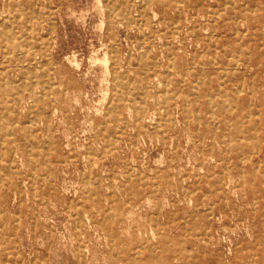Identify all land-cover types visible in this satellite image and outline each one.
Masks as SVG:
<instances>
[{
	"label": "rangeland",
	"instance_id": "rangeland-1",
	"mask_svg": "<svg viewBox=\"0 0 264 264\" xmlns=\"http://www.w3.org/2000/svg\"><path fill=\"white\" fill-rule=\"evenodd\" d=\"M96 1L0 0L8 45L35 51L21 67L0 41V80L14 86L0 90V264H264V0H178L180 13L151 2L142 14L131 0L113 28L120 0ZM37 77L49 86L23 89ZM116 80L134 95L107 145Z\"/></svg>",
	"mask_w": 264,
	"mask_h": 264
},
{
	"label": "bare ground",
	"instance_id": "bare-ground-1",
	"mask_svg": "<svg viewBox=\"0 0 264 264\" xmlns=\"http://www.w3.org/2000/svg\"><path fill=\"white\" fill-rule=\"evenodd\" d=\"M98 1V0H97ZM96 1V2H97ZM100 1V0H99ZM102 1V0H101ZM130 1L131 0H120V2L118 3V4H116V3H114V4H112V5H110V7H109V16L108 17H110V26L113 28V26H115V23L117 22V16L120 14V15H122L123 17H128L129 16V14H130ZM25 2V1H24ZM151 2H156V3H158V5L162 8V9H168L169 7H172V6H174V8H176V10L177 11H179V13L181 12V8H182V5H181V3H179L178 2V0H142V3L140 4L141 6H140V8H141V14H142V12H144L145 11V9H146V5L147 4H149V3H151ZM230 2V1H229ZM231 2H232V0H231ZM110 3V2H109ZM108 3V4H109ZM130 3V4H129ZM225 3V2H224ZM247 3V2H246ZM17 4V3H16ZM21 4H23V3H21ZM97 3H95V5H96ZM100 3L98 2V4L96 5V7L99 5ZM107 4V3H106ZM226 4V3H225ZM237 4V3H236ZM8 5V4H7ZM94 5V4H93ZM101 6V5H100ZM233 6L234 5H232V8H233ZM24 7V6H23ZM94 7V6H93ZM92 7V8H93ZM103 7V6H102ZM18 8L20 9V7L18 6ZM99 7H97L96 9H98ZM101 8V7H100ZM4 9V8H3ZM13 9V8H12ZM38 9V8H37ZM94 9V8H93ZM235 8H233V10H234ZM238 9V8H237ZM82 10V9H81ZM80 10V11H81ZM99 10V9H98ZM102 10H104V7L102 8ZM101 10V11H102ZM26 11V10H25ZM76 11V10H75ZM75 11H73V12H75ZM89 9H88V11H87V13H89ZM100 11V10H99ZM98 11V12H99ZM251 11V10H250ZM13 12V11H12ZM82 12V11H81ZM85 11H83V13H84ZM97 12V11H96ZM105 12V11H104ZM210 12V11H209ZM83 13H81L82 15H83ZM102 13V12H101ZM219 13V12H218ZM10 14V13H9ZM21 14V13H20ZM72 14H75V13H72ZM71 14V15H72ZM156 14V13H155ZM220 14V13H219ZM80 15V14H79ZM99 15H102V14H99ZM7 16H8V14H7ZM78 16V15H77ZM76 16V17H77ZM144 18H145V16L144 15H142ZM228 16V15H227ZM83 17V16H82ZM86 17V16H85ZM103 17V16H102ZM156 17V16H155ZM235 17V16H234ZM78 18V17H77ZM142 18V17H141ZM143 18V19H144ZM62 19V18H61ZM82 19H86V18H82ZM101 19V18H100ZM105 19V18H104ZM188 19V18H187ZM246 19V18H245ZM43 20V19H42ZM77 21V20H76ZM101 21H102V19H101ZM104 21V20H103ZM133 21V20H132ZM141 21V20H140ZM63 22V21H62ZM160 22V21H159ZM176 22V21H175ZM3 24V25H5V24H9V23H11V20H10V16H8V17H1L0 16V24ZM100 23V22H99ZM98 23V24H99ZM147 22H140L139 23V27H140V29L143 31V36H145L146 35V32H145V27H143V25L142 24H145V25H147V27H150V22L148 21V24H146ZM2 25V26H3ZM100 25V24H99ZM199 25V24H198ZM122 26H124V24L122 23ZM175 26V25H174ZM178 26V25H177ZM3 28V27H2ZM99 28V27H98ZM102 28V27H101ZM134 29V28H133ZM172 30V29H171ZM214 30V29H213ZM99 31H100V29H99ZM101 31H103V29L101 30ZM128 31V30H127ZM173 31H176V30H173ZM246 31V30H245ZM244 31V32H245ZM145 32V33H144ZM151 32V31H150ZM99 34H101V33H99ZM176 34H178V33H176ZM153 35V34H152ZM29 36V35H28ZM103 36V35H102ZM12 37H14L13 36V32H10L9 30H6V29H0V41H2V43L5 45V46H7L10 50H9V53H11V55H10V57L11 58H15L14 60H16L20 65H21V67H25L26 66V63L27 62H29L30 60H32L33 61V59L35 58V51L33 50V49H31L32 48V46L30 45V44H32V43H28V44H26L27 45V47L25 46V45H22V44H20V42L19 43H15V42H13L10 46L8 45V42L9 41H11V38ZM212 37V36H211ZM215 37V36H214ZM20 38V37H19ZM148 38V37H147ZM189 38H191L190 36H189ZM241 38V37H240ZM102 39V38H101ZM215 39V38H214ZM100 40V39H99ZM191 40V39H190ZM101 41V40H100ZM108 41V40H107ZM154 41H155V37H154ZM216 41V40H215ZM27 42H29L28 40H27ZM52 42V41H51ZM179 42V41H178ZM181 42V41H180ZM42 43H43V41H42ZM48 43H49V41H48ZM102 43V42H101ZM192 43V42H191ZM10 44V43H9ZM35 44V43H34ZM100 44V43H99ZM45 45V44H44ZM50 45V44H49ZM105 45V44H104ZM103 45V46H104ZM142 45V44H141ZM191 45V44H190ZM227 46V45H226ZM50 47V46H49ZM209 47V46H208ZM35 48V47H34ZM100 48V47H99ZM96 49V48H95ZM140 49V48H139ZM97 50V49H96ZM115 50V49H114ZM171 50V49H170ZM170 50L168 51V55H169V59H171V54H173L172 52H170ZM150 49H149V47L148 46H146V45H143V49H142V56H143V58H144V60H146L148 57H151L152 56V54L150 53ZM93 52H94V49H93ZM105 52H106V50H105ZM104 52V53H105ZM127 52V51H126ZM216 52V51H215ZM92 53V52H91ZM74 53H72V55H73ZM77 53H75V55H76ZM92 55V54H91ZM238 55V54H237ZM249 55V54H248ZM37 56V55H36ZM104 56V55H103ZM102 56V57H103ZM106 56L108 57V55H105V60L107 59V61H108V58H106ZM209 56V55H208ZM72 57V56H71ZM94 56H92V58H93ZM99 57H101V56H99ZM215 57V56H214ZM214 57H213V59H214ZM74 58V57H73ZM90 58V57H89ZM92 58H90V59H92ZM95 59H98L97 57H94ZM71 59V58H70ZM74 59H76V57L74 58ZM102 59V58H101ZM72 60V59H71ZM99 60V59H98ZM238 60V59H237ZM242 60V59H241ZM49 61H51V60H49ZM69 61V60H68ZM76 61V60H75ZM92 61V60H91ZM90 61V62H91ZM100 61V60H99ZM171 61H173V60H171ZM70 62H73V60L72 61H70ZM80 62H81V60H80ZM79 62V63H80ZM98 62V61H97ZM105 62V61H104ZM108 62H110V59H109V61ZM237 62V61H236ZM36 63V62H35ZM75 63H77V62H75ZM102 63H103V61H102ZM203 63V62H202ZM73 64V63H72ZM92 64H94V61L92 62ZM91 64V65H92ZM104 64H106V63H104ZM135 64V63H134ZM81 65V64H80ZM101 65V68L103 67L102 66V64H100ZM108 65V64H107ZM107 65H104L105 66V68H106V66ZM78 66V65H77ZM227 66V65H226ZM235 66V65H234ZM245 66V65H244ZM50 67V66H49ZM93 67V66H92ZM108 67V66H107ZM133 67V66H132ZM163 67V66H162ZM193 67V66H192ZM94 68V67H93ZM104 68V69H105ZM172 68V67H171ZM221 68V67H220ZM225 68H227V67H225ZM235 67H233V69H234ZM14 69H15V67H14ZM91 69V68H90ZM104 69H102V70H104ZM108 69V68H107ZM186 69V68H185ZM221 69H224V68H221ZM26 70V69H25ZM88 70V69H87ZM101 70V71H102ZM106 70V69H105ZM1 72H2V70H1ZM88 72V71H87ZM90 73H91V71H89ZM7 73V72H6ZM16 73V72H15ZM14 73V74H15ZM24 73V72H23ZM32 73L34 74V72L32 71ZM85 73H86V71H85ZM105 73H106V71H105ZM109 74H110V71L108 72ZM171 73V72H170ZM199 73V72H198ZM30 74V73H29ZM40 74H42V73H40ZM39 74V75H40ZM79 74V73H78ZM104 74V73H103ZM108 74V75H109ZM156 74V73H155ZM211 74V73H210ZM2 76H1V78L3 77V74H1ZM16 75V74H15ZM14 75V76H15ZM31 75V77L33 76L32 74H30ZM46 75V74H45ZM169 75V74H168ZM203 75H205V74H203ZM7 76V75H6ZM5 76V77H6ZM37 76V75H36ZM86 76V75H85ZM104 76H106L105 74H104ZM122 76V75H121ZM206 76V75H205ZM12 77V76H11ZM25 77V76H24ZM29 77V76H28ZM101 77V76H100ZM184 77V76H183ZM244 77V76H243ZM16 78V77H15ZM103 79L105 78V77H102ZM106 78H107V76H106ZM223 78V77H222ZM17 79V78H16ZM56 79H57V77H56ZM229 79V78H228ZM5 80V79H4ZM52 80H53V78H52ZM225 80V79H224ZM23 80H21V82H22ZM50 81V78H46V77H37L36 78V80H34V82L36 83V85L37 86H34L33 84H27V85H25L24 86V88L23 89H28L29 91H30V93L31 94H34V93H36V92H38V87H43V88H47L48 86H47V82H48V84L50 83L49 82ZM54 81V80H53ZM92 81V80H91ZM102 81V80H101ZM105 81H107V79H105ZM14 82V81H13ZM33 82V83H34ZM42 82V83H41ZM52 82V81H51ZM92 82H94V81H92ZM109 82V81H108ZM159 82H160V80H159ZM218 82H219V80H218ZM222 82V81H221ZM24 83H26V82H24ZM103 83V82H102ZM100 84V85H103V84ZM161 83H162V81H161ZM242 84H243V82H242ZM241 84V85H242ZM108 86H109V84H107ZM159 85H161L160 83H159ZM238 85V84H237ZM240 85V86H241ZM107 86V87H108ZM167 86V85H166ZM182 86V85H181ZM198 86V85H197ZM4 87V88H3ZM11 87V88H10ZM6 86V83L5 82H3L2 80H0V90H4V91H2L1 93V95H5V97H6V95H8V91H10V89H13V87L14 86ZM99 87V86H98ZM102 87V86H101ZM134 87V86H133ZM147 87H148V85H147V83H143V85H142V88L143 89H145V90H147ZM191 87H192V85H191ZM212 87V86H211ZM218 87H219V85H218ZM104 88V86L101 88V89H103ZM106 88V87H105ZM109 88V87H108ZM198 88V87H197ZM225 88H227V87H225ZM74 89V88H73ZM113 103H112V105L109 107V109H107V113H108V115H107V119H106V124H105V139H106V143H107V145H109V144H113V139H114V137H113V124H114V121H115V119H116V112H117V107L118 106H121L122 104H123V100H124V98H125V95L126 96H133L134 95V93L131 91V86H125V85H123V84H121L120 82H118L117 80L114 82V86H113ZM75 90V89H74ZM99 90H100V88H99ZM104 90V89H103ZM139 91H140V89H138ZM234 90V89H233ZM16 91V93H18L19 91H20V88H17L16 89V86H15V90H14V92ZM105 91H108L109 92V90H105ZM211 91V90H210ZM14 92H12V94L14 93ZM50 92V91H49ZM99 92H101V91H99ZM104 92V91H103ZM103 92H101V94L103 93ZM147 92V91H146ZM191 92H192V90H191ZM7 93V94H6ZM43 93V92H42ZM68 93V92H67ZM50 94V93H49ZM65 94V93H64ZM105 94H106V92H105ZM202 94V93H201ZM215 95H216V93H214ZM14 95V94H13ZM86 95V94H85ZM103 95V94H102ZM198 95V94H197ZM209 95H211L210 93H209ZM209 95H207V96H209ZM219 95V94H218ZM15 97H16V95H14ZM13 96V97H14ZM77 96V95H76ZM107 96V95H106ZM170 96V95H169ZM184 96V95H183ZM200 96V95H199ZM202 96V95H201ZM220 96V95H219ZM35 97H36V95H35ZM78 97V96H77ZM102 97V96H101ZM100 97V98H101ZM211 97V96H210ZM226 97H228V96H226ZM236 97V96H235ZM99 98V97H98ZM162 98V97H161ZM185 98H186V95H185ZM237 98V97H236ZM20 99V98H19ZM104 99H105V96H104ZM103 99V100H104ZM107 99V98H106ZM105 99V100H106ZM212 99V98H211ZM74 100H75V98H74ZM78 100H79V98H78ZM99 100H102V99H99ZM102 100V101H103ZM157 100V99H156ZM166 100V99H165ZM187 101V100H186ZM237 101V100H236ZM101 102V101H100ZM111 102V101H110ZM135 102V101H134ZM167 102H169V101H166V102H164V105L166 106L168 103ZM190 102V101H189ZM209 102H210V100H209ZM229 101H227V102H223L222 104H223V106H224V109H226L229 113H231V114H233V115H235V116H237V114H238V110L236 111V110H234V108H233V106H232V104H230V102L228 103ZM62 103H64V101L62 102ZM78 103H79V101H78ZM96 103H97V101H96ZM236 103V102H235ZM137 104V103H136ZM135 103H134V105H136ZM216 104V103H215ZM138 105V107L139 108H141L143 105H144V101H142L141 103H138L137 104ZM157 105V104H156ZM190 105V104H189ZM92 106H94V105H92ZM211 106H212V104H211ZM235 106V105H234ZM90 108V106H87V108ZM96 106H94V108H95ZM102 107V106H101ZM179 107V106H178ZM213 107H215V105L213 106ZM213 107H211L212 109H213ZM251 107V106H250ZM130 108H131V106H130ZM164 108V107H163ZM166 108V107H165ZM187 108V107H186ZM57 109V108H56ZM91 109V108H90ZM89 109V110H90ZM99 109V108H98ZM102 109V108H101ZM250 109V108H249ZM9 110V109H8ZM23 110H24V108H23ZM103 110V109H102ZM135 110H136V108H135ZM57 111V110H56ZM99 111H100V109H99ZM131 111V110H130ZM130 111H129V113H130ZM151 111V110H150ZM186 111V110H185ZM6 112V111H5ZM106 112V111H105ZM209 112V111H208ZM237 112V113H236ZM91 113V112H90ZM106 113V114H107ZM121 113V112H120ZM212 113V112H211ZM210 113V114H211ZM214 113V112H213ZM152 114V113H151ZM253 114H254V112H251L250 111V113L248 112V119L250 118L251 119V117L253 116ZM197 115H198V111H197ZM217 115V114H216ZM216 115H215V118H216ZM56 116V115H55ZM106 116V115H105ZM210 116V115H209ZM214 116V115H213ZM4 117V116H3ZM132 117V116H131ZM240 117V119H241V116H239ZM6 118V117H5ZM42 118V117H41ZM60 118V117H59ZM159 118V117H158ZM61 119V118H60ZM137 119V118H136ZM154 119V118H153ZM62 120H63V118H62ZM91 120V119H90ZM211 120H213V118L211 119ZM49 121V120H48ZM89 121V120H88ZM87 121V122H88ZM91 121H93V119L91 120ZM163 121V122H162ZM162 121H160L159 122V124H158V128L160 129L161 128V133H165V128L164 127H167V124H170V116L168 115H166V116H164V118L162 119ZM218 121V120H217ZM230 121V120H229ZM235 121V120H234ZM243 121V120H242ZM8 122V121H7ZM25 122V121H24ZM26 122H27V120H26ZM65 122V121H64ZM82 122H84V121H82ZM90 122V121H89ZM96 122V121H95ZM205 122H207V121H205ZM36 123V122H35ZM48 123V122H47ZM86 123V122H85ZM90 123H92V122H90ZM103 123V122H102ZM187 123V122H186ZM200 123V122H199ZM226 123V125H228V126H230V124L228 123V122H225ZM244 123V122H243ZM28 124V123H27ZM98 124V123H97ZM217 124V123H216ZM87 125V124H86ZM95 125V124H94ZM189 125V124H188ZM215 125V124H214ZM235 125L237 126V127H239L240 126V122L236 119V122H235ZM174 126V125H173ZM217 126V125H216ZM117 127V126H116ZM198 127V126H197ZM65 128V127H64ZM85 128V127H84ZM88 128H89V126H88ZM93 128V127H92ZM132 128H134V127H132ZM189 129H190V127H188ZM82 129V128H81ZM67 130H68V128H67ZM86 130V129H85ZM84 130V131H85ZM88 130V129H87ZM104 130V129H103ZM224 130H226V129H224ZM50 131H51V129H50ZM66 131V130H65ZM117 131V130H116ZM90 132V131H89ZM82 133V132H81ZM230 133V132H229ZM67 134V133H66ZM115 134H116V132H115ZM119 134H121V133H119ZM123 134V133H122ZM224 134L226 135V134H228L227 132H224ZM29 135V134H28ZM68 135V134H67ZM66 135V136H67ZM187 135H188V133H187ZM48 136V135H47ZM65 136V138H67ZM71 136V135H70ZM190 136V135H189ZM188 136V137H189ZM204 136V135H203ZM223 136V135H222ZM230 136V135H229ZM243 136V135H242ZM241 136V137H242ZM3 137V136H2ZM49 137V136H48ZM69 137V136H68ZM194 137V136H193ZM256 137H258V136H256ZM173 138V137H172ZM248 138V137H247ZM14 139V138H13ZM70 139V138H69ZM150 139H151V136H150ZM152 139H153V137H152ZM189 139V138H188ZM223 139V138H222ZM46 140H48V139H46ZM158 140H159V138H158ZM15 141V140H14ZM247 141V140H246ZM172 142V141H171ZM222 142V141H221ZM66 143H68V142H66ZM65 143V144H66ZM115 143V142H114ZM186 143H188V141L186 142ZM16 144V143H15ZM69 144V143H68ZM116 145V144H115ZM68 146V145H67ZM46 148V147H45ZM111 148H114V147H111ZM117 148V147H116ZM202 148V147H201ZM88 152V151H87ZM259 152V151H258ZM228 153V152H227ZM34 155L31 157V160L33 161V162H39V163H42V165H44L45 167H49V164L51 163L50 162V158L48 157V154L46 153V154H41L40 152H37V153H33ZM83 155H85V154H83ZM246 156V155H245ZM208 157V156H207ZM247 157V156H246ZM213 158V157H212ZM242 159V158H241ZM213 160V159H212ZM219 160V159H218ZM217 161V160H216ZM227 162V161H226ZM53 163V162H52ZM217 163V162H216ZM96 164V163H95ZM130 164V163H129ZM232 165H233V163H232ZM24 166V165H23ZM34 166H36V165H34ZM96 166H98L97 164H96ZM197 166H198V164H197ZM229 166V165H228ZM215 167V166H214ZM128 168V167H127ZM131 168V167H130ZM152 169V168H151ZM195 169V168H194ZM198 169V168H197ZM128 170V169H127ZM232 170V169H231ZM129 171V170H128ZM243 171V170H242ZM33 172V171H32ZM152 172V171H151ZM224 172V171H223ZM222 172V173H223ZM35 173V172H34ZM7 174V173H6ZM30 174V173H29ZM37 174V173H36ZM139 174V173H138ZM227 174V173H226ZM4 175H5V173H4ZM140 175V174H139ZM202 175V174H201ZM221 175V174H220ZM145 176V175H144ZM155 176V175H154ZM243 176V175H242ZM129 177H130V175H129ZM155 178V177H154ZM223 178V177H222ZM54 180V179H53ZM222 180V179H221ZM220 180V181H221ZM117 181V180H116ZM1 182V181H0ZM88 183V182H87ZM129 184H128V187H130V188H133L134 186H135V181H129L128 182ZM209 183H211V182H209ZM210 185V184H209ZM43 186V185H42ZM211 186V185H210ZM110 187H112V186H110ZM241 188H242V186H241ZM64 189H65V187H64ZM88 189V188H87ZM190 189V188H189ZM221 189V188H220ZM78 190V189H77ZM120 190V189H119ZM196 190V189H195ZM194 190V191H195ZM189 191V190H188ZM204 191V190H203ZM87 192V191H86ZM94 192V191H93ZM112 192V191H111ZM190 192V191H189ZM204 194V193H203ZM226 195V194H225ZM88 196V195H87ZM86 196V197H87ZM76 198H77V196H76ZM149 198H151V197H149ZM143 199V198H142ZM111 200V199H110ZM149 200V199H148ZM192 200V199H191ZM190 200V201H191ZM257 200V199H256ZM83 201V200H82ZM113 201V200H112ZM209 201V200H208ZM80 202V201H79ZM79 202H77V203H79ZM147 202H149V201H147ZM164 202V201H163ZM215 202V201H214ZM75 203V202H74ZM131 204V203H130ZM149 204V203H148ZM111 205V204H110ZM74 206H75V204H74ZM90 206V205H89ZM212 206V205H211ZM211 206H210V208H211ZM100 207V206H99ZM194 207H195V204H194ZM109 208V207H108ZM209 209V208H208ZM160 210V209H159ZM210 210V209H209ZM116 211V210H115ZM76 213V212H75ZM114 213H116V212H114ZM3 214V213H2ZM85 214V213H84ZM129 214H130V212H129ZM88 215V214H87ZM104 215V214H103ZM128 215V214H127ZM263 215V214H262ZM111 216V215H110ZM209 216V215H208ZM261 216V215H260ZM78 217V216H77ZM75 218V217H74ZM197 218H198V216H197ZM76 220V219H75ZM74 220V221H75ZM195 221V220H194ZM2 222H4V221H2ZM158 222V221H157ZM264 222V221H263ZM211 224V223H210ZM161 225V224H160ZM135 226V225H134ZM210 226V225H209ZM159 227V226H158ZM157 227V228H158ZM163 227V226H162ZM162 227H161V229H162ZM161 231H163V230H161ZM111 232H112V227H111ZM126 232V231H125ZM168 232V231H167ZM197 232V231H196ZM200 232V231H199ZM140 233H141V231H140ZM153 233H154V231H153ZM112 234V237H113V233H111ZM154 234H156V233H154ZM153 234V235H154ZM190 234V233H189ZM199 234V233H198ZM167 235H168V233H167ZM210 235V234H209ZM195 237V236H194ZM209 237V236H208ZM105 238V237H104ZM115 238V237H114ZM155 238H156V235H155ZM203 239V238H202ZM88 241V240H87ZM207 241V240H206ZM86 242V241H85ZM79 243V242H78ZM100 243V242H99ZM66 245V244H65ZM71 245H72V243H71ZM125 245H126V243H125ZM157 245H159V244H157ZM113 246V245H112ZM139 245H137L136 247H138ZM135 247V248H136ZM158 247V246H157ZM140 248H143V247H140ZM139 248V249H140ZM8 249V248H7ZM144 249V248H143ZM143 249H142V251H143ZM111 250H112V247H111ZM253 250V249H252ZM18 252V251H17ZM74 252V251H73ZM112 252V251H111ZM137 252V251H136ZM8 253V252H7ZM122 253V252H121ZM9 254V253H8ZM16 255H17V253H16ZM104 257V256H103ZM105 258H106V256H105ZM196 258V257H195ZM197 260V259H196ZM120 262H121V260H120ZM247 262V261H246ZM9 263V262H8ZM14 263H16V262H14ZM107 263V262H106ZM109 264V263H108ZM165 264H169V261H166V263ZM249 264V263H248Z\"/></svg>",
	"mask_w": 264,
	"mask_h": 264
}]
</instances>
